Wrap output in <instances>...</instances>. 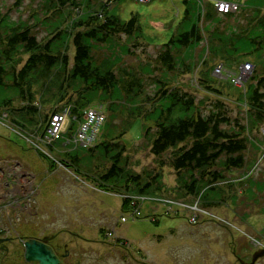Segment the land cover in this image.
<instances>
[{
  "label": "rangeland",
  "instance_id": "1",
  "mask_svg": "<svg viewBox=\"0 0 264 264\" xmlns=\"http://www.w3.org/2000/svg\"><path fill=\"white\" fill-rule=\"evenodd\" d=\"M90 1L93 7L109 4L110 12L123 21L129 20L132 14H139L144 36L141 34L136 41L121 36L120 40L108 45L93 44L92 50L94 66L100 68L109 65L117 75L126 70L136 72L142 78L144 90L134 98L126 96L119 89H114L112 94L106 96L100 91L84 93L80 83H71L64 92L63 100H57L58 104L73 103L76 99L80 100L81 96L87 98L86 106L103 103L107 119L98 128L96 143L116 141L120 137L127 146L120 164L124 166V171L131 175L139 174L141 184L150 181L152 176L160 175L153 187H160V190H155L157 192L151 195H131L135 183H124L123 178L122 181H104L101 176L111 164L108 157L99 151L91 154L82 145L72 149V146L77 145L73 135L67 147L58 143H53L52 149L42 143L37 147L33 137L37 129L36 125L32 126L34 122L29 123L20 116H15L20 121H12V117L0 120V144L16 157L17 163L29 167L31 174H26L21 180L31 185L28 187L31 190L28 199L23 201L26 203L25 213H16L10 207L4 210L2 225L5 236L13 237L14 240L7 243L6 249H0V264H31L24 260L23 242L28 238L53 234H57V237L51 243H60L61 252L66 244L69 252L68 258L64 260L66 264H241L240 259L250 262L252 253L264 247V125L250 132L247 166L243 170L219 168L221 179L211 187H196L195 194L190 193L185 186L191 181L187 175L180 176L172 168H161L156 164L142 135L143 130L154 122L155 113L143 117L156 104L151 102L157 91L156 82L152 83L154 77H161L169 85L179 86L194 94L198 104H203L204 113L217 99L220 100L228 115L234 119L241 117L239 104L242 92L239 89L255 73L253 68L238 86L231 85L225 78L220 81L212 72L213 67L219 62H227L222 56L209 54L206 39L180 53L177 58L178 75H170L168 80L156 62L155 55L159 45L171 37L178 24L181 10L176 9V2ZM232 1L247 5L249 15H255L257 8L259 15L264 14V0H247L246 3L244 0ZM17 2L0 0V14L13 22L24 20L36 24L39 40L49 38L48 33L54 27H58L57 32L62 35L68 33L73 20L77 23L86 21L90 12L87 7H91L87 0H80V6L66 9L63 17H53L54 12L41 13L43 0ZM244 13L232 22L233 26L226 30L227 34L236 32L244 35L241 32L246 29L243 25ZM83 24L81 22L74 26L72 36L84 29ZM154 27H159V30ZM65 38V45L69 44L66 51L71 65L74 48L72 39L68 36ZM246 51L251 52L242 59L254 61L259 64L256 67L259 72H264V49L259 53H255L253 48ZM186 66L189 68L188 73H182ZM57 86L58 82L52 80L46 88L41 84L32 88L33 103L43 104L39 111L41 119L56 105V98L52 97L58 94ZM210 88L213 91L220 89L221 93L213 92ZM7 99L13 103L11 109L18 113L22 103L16 91L0 88V102ZM135 108L141 112H135ZM112 113H115L116 118ZM36 121H39V116ZM67 151H71L70 155L80 157L77 162L71 157L73 167H66L71 160ZM52 158H57L55 164L51 163ZM126 191L129 194H124ZM128 197L139 199V205L128 200L123 206V199ZM117 239L122 242H117ZM255 264H264V257Z\"/></svg>",
  "mask_w": 264,
  "mask_h": 264
},
{
  "label": "trees",
  "instance_id": "2",
  "mask_svg": "<svg viewBox=\"0 0 264 264\" xmlns=\"http://www.w3.org/2000/svg\"><path fill=\"white\" fill-rule=\"evenodd\" d=\"M87 1L91 6L87 9L94 15H90L89 12V17L84 22L81 20L77 23L73 20L71 30L63 35L57 32L58 27H54L53 31L48 33L49 38L46 40H39L35 29L36 24L24 20L13 22L6 15L0 14V88L15 90L22 103L18 113H15L11 109L13 103L11 104L10 99L1 101L0 120L12 117L14 119H11L12 121H20L15 117L20 116L29 123L34 122L32 126H37L34 130L37 134L33 132V137L40 138L48 127L49 118L57 112L68 109L67 129L63 138L54 142L65 147L71 141L70 137L76 132L87 108L100 109L105 114V121L107 119L103 103L86 106L87 98L83 96L73 103L68 102L67 105L58 104L57 100H63L64 92L71 83H80L84 93L100 91L106 96L112 94L111 91L114 89H119L126 96L134 98L133 96L142 94L144 90L142 78L136 72L126 70L117 75L109 65L100 68L94 66L92 50L93 44L108 45L115 40H120L121 36L136 41L143 31L138 18L139 14H132L129 20L123 21L118 15L110 12L109 4L93 7L91 1ZM114 1L117 3L120 0ZM19 2L17 4H20ZM79 2L77 0H43L44 8L41 13L54 12L53 17H63L66 9L80 6ZM182 4L184 6L182 20L168 41L159 45L156 50L155 60L163 70L165 78L178 75L180 53L190 50L206 39L210 40H207L209 54L222 56L227 62H219L213 67V73L218 65H222L225 70L219 77L220 81L225 78L231 85L238 86L231 81L232 74L238 73L239 67L247 62L252 64L255 72L246 83L243 82L244 85L242 83V89H239L242 92L240 94L242 100L239 104L242 114L240 118L234 119L228 115L218 99L204 113L203 104H198L194 94L182 90L179 86L169 85L170 83L165 82L161 77L152 79V83L157 84L155 85L157 91L151 98V102L156 104L151 111H146L143 117L153 113L155 116L153 125L143 130L142 139L147 142L150 153L159 167L168 166L180 176L184 174L191 179L189 185L185 186L190 193L195 194L196 187L201 185L211 187L221 179L219 168L243 170L249 163L246 154L250 145V132L264 125V72H259L256 68L259 64L254 61L242 59L244 55L251 52L245 53V50L253 48L255 53H259L264 49V14L259 15L257 8L255 15H249L247 5L240 3L236 11L238 13L217 11L214 0H182ZM242 12H245L243 25L246 29L241 31L244 35L236 32L227 34L226 30L233 26ZM40 22L42 19L39 20ZM81 22L85 23L84 29L78 30L72 36V29ZM65 36L72 39L74 48L71 65H69L70 57L66 51L69 44L65 45ZM238 43L242 44L237 45ZM185 68L186 70L182 73H188L189 68L187 66ZM52 80L58 82V94L52 97L56 98V105H53L51 111L41 119L39 111L43 104L33 103L32 88L37 84L46 88L47 83ZM210 90L213 91V88ZM213 92L221 93L220 89H214ZM107 109L110 110L108 107ZM134 111L141 112L137 108ZM112 114L116 116L115 113ZM37 116H39L38 122ZM66 135L68 137H65ZM96 139L92 146L86 147L91 154L99 151L110 160V166L101 176L104 181L119 179L122 181L121 178H123L124 183H135L131 195H151L157 192L155 190H160V187L153 188L156 185L154 182L159 181L160 175L152 176L150 181L141 184L139 174L131 175L124 171V166L120 164L127 146L120 137H117L116 141L100 143H96ZM39 144L41 142L38 146ZM44 146L52 149L53 143L44 144ZM79 146L80 144H77L71 148ZM71 151L66 153L70 159L72 157L74 162H77L80 157L70 155ZM41 156L46 158L43 153ZM54 161H57V158H52L51 163ZM123 164L126 163L123 162ZM71 166L73 167L72 159L66 167ZM127 193L128 191L124 194ZM123 200V206H126L128 200L136 205L140 203L139 199H130V197ZM117 242L121 243L122 240L117 239Z\"/></svg>",
  "mask_w": 264,
  "mask_h": 264
},
{
  "label": "built area",
  "instance_id": "3",
  "mask_svg": "<svg viewBox=\"0 0 264 264\" xmlns=\"http://www.w3.org/2000/svg\"><path fill=\"white\" fill-rule=\"evenodd\" d=\"M214 6L217 11L221 13L236 12L239 9L238 3H233L226 0H214ZM253 68L252 64L245 63L241 65L238 69V73L232 74L231 81L234 84L239 85L242 80H244L245 75L248 71ZM225 70L222 65H218L214 69V74L221 77ZM68 109H64L61 112L53 114L49 118V123L46 131L43 133L37 142L48 145L55 141L63 138V134L66 130L68 123ZM105 122V114L98 108L90 107L84 111L83 118L78 125L76 132L73 135L74 142L83 146H92L95 139L97 138V132L100 125ZM38 143L35 146L38 147ZM194 220V219H193ZM109 235H112L109 232Z\"/></svg>",
  "mask_w": 264,
  "mask_h": 264
},
{
  "label": "flooded vegetation",
  "instance_id": "4",
  "mask_svg": "<svg viewBox=\"0 0 264 264\" xmlns=\"http://www.w3.org/2000/svg\"><path fill=\"white\" fill-rule=\"evenodd\" d=\"M37 143V140L39 137H34ZM2 142V141H0ZM7 148V147H6ZM6 148L4 149L2 144H0V208L2 211H0V237L6 239L4 243L0 244V249H6L7 243L13 242L14 238L5 236V229L3 228L2 221L5 217V209L7 207H10L9 209L16 212V213H25L26 209V203L23 202L25 199H28V195L30 191L28 190V187H30V183H22V179L27 174L28 176H31L30 174V168L25 167L22 164H19L16 162V157L11 154L9 151H6ZM28 181V180H27ZM25 191V195H23V192ZM22 199V202L20 201ZM6 202V203H5ZM11 203L14 205L11 206ZM23 205V207H22ZM20 216V214H19ZM21 218V217H20ZM55 235V238L57 237V234ZM54 238V239H55ZM50 240L48 244L50 247L54 250V252L57 255V258L59 259V264H66L64 263V260L68 258L69 252L67 251L66 244H64V250L61 252V244L57 243L56 245H52ZM31 263V262H30ZM31 264H37V263H31Z\"/></svg>",
  "mask_w": 264,
  "mask_h": 264
},
{
  "label": "water",
  "instance_id": "5",
  "mask_svg": "<svg viewBox=\"0 0 264 264\" xmlns=\"http://www.w3.org/2000/svg\"><path fill=\"white\" fill-rule=\"evenodd\" d=\"M55 238V235L43 236L42 238H28L23 242L24 260L26 262L37 264H59L56 253L50 247L48 242ZM6 239L0 237V244ZM3 249V248H1ZM264 257V247L255 250L251 255L250 262H244L240 259L241 264H255L260 258Z\"/></svg>",
  "mask_w": 264,
  "mask_h": 264
},
{
  "label": "crops",
  "instance_id": "6",
  "mask_svg": "<svg viewBox=\"0 0 264 264\" xmlns=\"http://www.w3.org/2000/svg\"><path fill=\"white\" fill-rule=\"evenodd\" d=\"M173 1H175L176 2V4L178 5V7L176 8L177 10H181V12H180V17L178 18V20H177V22H178V24H179V22L182 20V17H183V12H184V6H183V4H182V0H179V2L177 1V0H173ZM226 1H230V2H233V3H237L238 1H232V0H226ZM246 1L247 0H244V3H246ZM238 3H240V2H238ZM241 4V3H240ZM179 5H180V8H179ZM177 24V25H178ZM152 27V26H151ZM153 28V27H152ZM154 29L155 30H159V27H158V29L156 28V27H154ZM142 34H143V36H144V31H142ZM127 38V37H126ZM127 39H129V38H127ZM168 41V40H167ZM166 41V42H167ZM165 42V43H166ZM163 44V43H162ZM161 45V44H160ZM158 46V45H157ZM84 111V110H83ZM39 135V134H38Z\"/></svg>",
  "mask_w": 264,
  "mask_h": 264
}]
</instances>
